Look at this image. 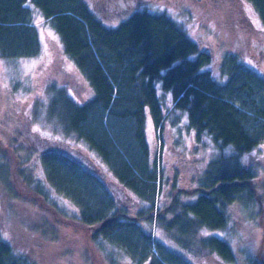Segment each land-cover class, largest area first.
I'll return each instance as SVG.
<instances>
[{"label": "trees", "instance_id": "obj_1", "mask_svg": "<svg viewBox=\"0 0 264 264\" xmlns=\"http://www.w3.org/2000/svg\"><path fill=\"white\" fill-rule=\"evenodd\" d=\"M244 1L264 29V0ZM34 10L52 28L62 53L92 92L85 101L73 100L64 90L55 92L52 105L63 110V130L95 154L132 195V203L145 206L127 215L97 175L57 152L40 156L50 189L83 206L78 219L95 227L92 238L100 249L101 241L111 238L132 261L188 264L154 237L159 229L185 253H205L223 264H235L230 243L215 231L229 228L232 207L249 212L256 203L249 181L258 173L244 157L264 143V92L259 90L263 80L233 53L223 54L218 68L211 67V54L200 50L166 12L133 10L109 25L98 14L97 4L85 0H0V58L38 55ZM161 96H170L171 108L186 113L187 128L196 141L210 138L218 149L203 162L201 172L197 168L188 201L180 199L174 185L165 192L163 169L147 143V114L157 131L163 129L167 109ZM12 151L7 146L0 149ZM3 164L0 179L7 174L15 180L17 163L12 162L11 171ZM38 188L44 196V189ZM160 196L168 202L162 204ZM143 242L148 246L145 253ZM106 255L111 264L117 263L118 256ZM249 262L264 264V259ZM0 264L34 263L0 235Z\"/></svg>", "mask_w": 264, "mask_h": 264}, {"label": "rangeland", "instance_id": "obj_2", "mask_svg": "<svg viewBox=\"0 0 264 264\" xmlns=\"http://www.w3.org/2000/svg\"><path fill=\"white\" fill-rule=\"evenodd\" d=\"M85 1L97 4L98 14L109 25L133 10L147 8L152 12H166L200 50L211 54V67L218 68L223 54L233 53L264 82V29L244 0ZM33 22L41 43L38 55L11 60L0 58V149L6 146L13 149L12 154L0 153V170L5 162L11 171L12 162H16L18 172L15 180L7 174L4 180L0 179V235L16 253L34 264H111L106 255L109 253L118 256L116 264H136L138 261L127 257L117 248L118 242L112 243L111 238L110 243L101 241L102 249L98 248L92 238L95 227L86 226L78 219L83 206L62 194L57 196L45 179V163L40 156L57 152L84 162L115 201L128 210L127 215H135V210L139 211L144 204L132 203V195L116 183L95 154L73 133L63 130V110L52 105L55 92L64 90L76 101L91 98L92 92L78 76L72 61L62 53L52 28L36 10ZM213 72L218 75L217 71ZM259 88L264 92V84ZM161 98H165L167 109L163 129L157 131L147 114V143L151 156L163 169L165 192L174 185L181 193L180 199L188 201L192 198L195 186L190 183L198 175L197 168V172H201L203 162L218 149L210 138L196 141L187 128L186 113L171 108L170 96ZM261 122L264 127V121ZM255 127L257 129L258 125ZM244 159L258 173L249 181L255 206L249 212L242 211L238 205L232 207L229 228L215 231L230 243L236 253L235 264H250L249 258L264 259V143ZM194 163H198V167L192 165ZM38 186L44 189V196L37 193ZM160 198L162 204L168 202L165 196ZM153 235L164 248L181 254L185 263L223 264L205 253H185L162 230L155 229ZM142 244L145 253L148 246L146 242Z\"/></svg>", "mask_w": 264, "mask_h": 264}, {"label": "flooded vegetation", "instance_id": "obj_3", "mask_svg": "<svg viewBox=\"0 0 264 264\" xmlns=\"http://www.w3.org/2000/svg\"><path fill=\"white\" fill-rule=\"evenodd\" d=\"M73 158H75V159H77L76 157H73ZM82 165L84 164V162L82 163V161L78 158L77 159Z\"/></svg>", "mask_w": 264, "mask_h": 264}]
</instances>
